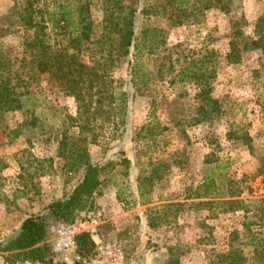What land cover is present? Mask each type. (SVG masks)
I'll list each match as a JSON object with an SVG mask.
<instances>
[{
    "label": "rangeland",
    "instance_id": "374dc122",
    "mask_svg": "<svg viewBox=\"0 0 264 264\" xmlns=\"http://www.w3.org/2000/svg\"><path fill=\"white\" fill-rule=\"evenodd\" d=\"M144 5L156 14L141 15ZM129 6L136 11V36H145L140 52L151 55L150 61L143 60L151 71L147 88L130 92L125 123L115 130L101 122L107 112L103 105L96 114L101 118L91 124L94 101L101 97L95 93L98 86L89 92L93 103L86 100L89 113L69 121L77 116V104L55 78L57 64L50 68L53 75L31 70L30 51L23 47L33 37L34 30L26 26L29 17L45 27L38 34L42 60L62 56L66 63L72 58L74 67L83 63L98 68L100 76L126 80L128 66L124 59L116 61V42ZM263 11L264 0H0V50L18 59L20 79L43 103L34 110L36 127L15 140L6 136L7 128L30 115L1 117L0 264L27 261L19 251L6 249L29 217H42L46 224L51 264H60L49 230L57 223L77 228L76 243L82 233L92 243L91 235L100 241L102 250L93 243L85 256L76 245L87 263L211 264L215 254L226 253L243 213L199 204L203 200L196 199V189L206 158L211 163L218 159L224 161V189L237 184L240 199L264 198V69L256 51L241 50L237 63L226 59L230 43L240 41L239 32L252 36ZM58 12L66 14L60 24L64 35L52 23ZM24 56L26 61H20ZM202 94L220 102L221 116L200 120ZM63 133L84 146L100 181L68 221L47 210L51 202L67 197L82 176L81 168L70 169L57 157L56 140Z\"/></svg>",
    "mask_w": 264,
    "mask_h": 264
},
{
    "label": "trees",
    "instance_id": "16d2710c",
    "mask_svg": "<svg viewBox=\"0 0 264 264\" xmlns=\"http://www.w3.org/2000/svg\"><path fill=\"white\" fill-rule=\"evenodd\" d=\"M130 1L138 2L139 0ZM129 7L127 15L122 19V28L117 30L119 35L116 42V46L119 49L116 61L124 59L128 66L126 80L114 79L107 73L100 76L98 68L88 67L83 63H77L76 67H74L72 66V58L66 63H63L62 56L48 57V60H42L37 48H43V41L38 34L45 27H38V24L32 21V17H29L26 26L34 30L33 37L24 42L23 47L30 51L27 56L31 58L29 59L31 60V70L52 74L50 68L57 64V74L59 76H54L63 82L65 94L73 97L77 104V116L76 118L68 117L69 121L80 120L83 117V113H89L86 100H89L91 104L93 103L92 94L90 95L89 92L98 86L100 89L107 88L104 89L107 92L103 96L100 89L95 91L96 95L100 94L101 97L98 96L97 100L94 101L97 110L91 114L93 116L91 124H95L96 120L101 118L99 114H96L99 113V110L102 109L101 105H103L107 108V112L101 114L105 115L101 122L108 127L112 126V129L114 128L115 130L118 126L125 123L130 92L137 93L147 88V81L150 80L151 71L143 67V60L150 61L151 55L149 51L145 52V54L140 52L145 36H136V24L134 22L136 11L131 6ZM140 13L143 16L156 14L145 5L140 10ZM54 15L56 16L52 18V23L56 24L64 35L66 33L64 31L65 26L60 24L61 22L65 24L66 14L58 12V14ZM88 29L91 30L90 28ZM86 35L81 34L82 38H87ZM238 37L240 38L238 43L233 41L230 43L229 52L226 55L227 62L237 63L241 58V50L256 51L259 54L257 60L259 68L264 69V11L253 26L252 36L246 38L239 32ZM27 56L21 57L20 61L25 62L28 58ZM14 57H11L10 53L0 50V127L2 123L1 117L5 113L22 112V114L30 115V117H25L21 122L17 123L14 129L7 128L8 133L6 136L10 138V141L17 139L25 129L36 127L38 118L34 115V110L37 106L43 104L37 102L33 90H28L25 81L20 79V74L15 68V63L18 62V59L12 60ZM62 67H67V69L63 71ZM32 74H30V78L34 81L35 73L32 72ZM179 77L178 82L182 84L185 80L183 72L180 73ZM202 93H205L204 89ZM204 96L207 95L204 94ZM200 100L205 103L204 106L200 105L198 107V111L204 114L200 120L205 121L222 115V107L218 100L210 97L207 99L203 97V94L200 96ZM205 107H208V110ZM85 122H88V118H86ZM82 128L85 129L83 126ZM86 129L89 130V127H86ZM56 146L57 157L65 160L70 169H82L81 179L71 193L61 200L51 202L47 207V210L57 220L68 221L75 210L84 208L85 198L90 197L98 188L100 183L98 178L99 170L97 165L91 164L88 152L84 146L69 142L66 133L57 138ZM2 164L4 163L0 157V170L4 167ZM108 164V166H113V163ZM223 164L224 161L216 159L214 163H211L209 158H206L203 179L196 189V199L203 200V202L199 203L201 205L216 204L219 207L226 206L227 209L224 210L226 212H242L243 221L240 223L239 230H234L230 233L227 252L215 254L211 264H264V198L253 202L240 199L241 191L238 189L237 184H232L231 187L224 189L223 181L220 180L222 178L221 171L224 169ZM260 172L264 181V166L260 168ZM225 198L227 200L223 201L222 199ZM46 235V224L42 217H29L22 222L16 235L9 241L6 250L19 251L18 255L25 257L27 261L51 264L52 258L47 255V252L50 251L46 245ZM76 245L78 253L82 256H85L93 248L92 241L85 233L78 237Z\"/></svg>",
    "mask_w": 264,
    "mask_h": 264
},
{
    "label": "built area",
    "instance_id": "2783aa9c",
    "mask_svg": "<svg viewBox=\"0 0 264 264\" xmlns=\"http://www.w3.org/2000/svg\"><path fill=\"white\" fill-rule=\"evenodd\" d=\"M76 227L67 226L64 224L51 225L49 230L52 234L51 248L53 253L58 257L60 264H99V263H87L86 260L80 258L76 253ZM93 243L96 248L101 251V243L91 235ZM14 264H35L31 261L15 262Z\"/></svg>",
    "mask_w": 264,
    "mask_h": 264
}]
</instances>
